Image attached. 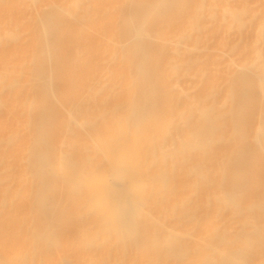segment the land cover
<instances>
[{
    "label": "bare ground",
    "instance_id": "6f19581e",
    "mask_svg": "<svg viewBox=\"0 0 264 264\" xmlns=\"http://www.w3.org/2000/svg\"><path fill=\"white\" fill-rule=\"evenodd\" d=\"M17 1L0 3L7 2L6 11L9 2ZM27 1L41 5L28 23L34 44L19 49L11 67L0 71V106L7 113L22 102L23 84L32 89L26 96L35 98L7 134L0 121V147L14 141L22 128L31 129L20 149L0 157V264H33L36 258L44 264H95L84 252L101 253L111 232L107 228L108 237L96 239L100 233L85 225L94 224L101 211L112 216L115 234L106 250L116 264H186L190 259L195 264H250L244 252L263 251L264 226L253 236L211 228L200 233L206 243L194 249L183 245L175 229L185 224L199 231L208 228L200 227L192 211L200 202L223 212L241 208L253 219H264V192H249L256 190L247 185L252 174L264 184L262 105V128L248 140L254 84L264 98V53L257 49L242 69L231 73L229 97L220 98L213 84L197 93L186 90L180 80L195 75L192 53L199 49L202 17L218 18L216 33L240 32L257 22L254 44H264V19L255 21L257 15L245 1L160 0L153 8L138 0H119L116 6L110 0ZM106 14V21L99 20ZM90 17L98 19L92 26L107 34L105 44L83 28ZM2 37L16 41L5 19L0 22ZM80 48L119 66L112 83L130 87L125 109L114 113L116 105L105 99L103 85L92 81L96 61L68 56L69 50ZM11 72L15 77L9 80ZM171 76L180 85L178 91L166 80ZM5 92L6 101L1 97ZM221 102L228 105L223 112L218 111ZM91 147L99 155L93 162L88 158ZM211 149H220L216 161L207 158ZM137 158L140 168L134 163ZM147 191H155L153 200ZM64 206L84 215L85 221L64 216ZM170 220L174 224L166 226ZM63 225L82 231L66 241L60 236ZM246 240L249 245L241 246ZM10 248L14 251L8 252ZM104 262L102 258L99 264Z\"/></svg>",
    "mask_w": 264,
    "mask_h": 264
},
{
    "label": "rangeland",
    "instance_id": "374dc122",
    "mask_svg": "<svg viewBox=\"0 0 264 264\" xmlns=\"http://www.w3.org/2000/svg\"><path fill=\"white\" fill-rule=\"evenodd\" d=\"M138 1H143L147 3L149 7L152 8L155 7L160 2V0H138ZM240 1H245L247 3L250 13L251 12L256 13L257 16L255 18V21L261 18L264 19V0H230V2L232 3L240 2ZM6 3L4 4L0 3V11H1L0 22L1 19L6 20L7 27L12 30L14 37H16V41L15 42L8 41L5 40L3 37L1 38L0 71L3 69L4 66L11 67L12 64L11 62L17 56L15 54H17L19 49L33 46L34 38L33 36L30 35L31 30L29 28L28 23H31V19L34 18L36 11L39 10L38 6H41V5L33 6L27 0H19L14 3L9 2L8 5L10 9L5 11ZM109 3L111 6H116L119 3V0H110ZM43 7H45V5ZM182 7L184 8V6ZM18 8L21 10L20 14ZM109 16H110L109 14L102 15L99 18V20L106 21L109 18ZM201 19L202 20L200 22L202 24V28L197 33L198 34L197 39L200 42L199 49L194 51V53H192V56L193 58H195V60L192 62L191 68L193 70V73H195V75L190 76L188 78H181L180 84L186 90L190 88L193 89L192 91L195 93H197L202 88H205L209 84L210 85L213 84L217 86V89L219 90L220 98L229 97L230 94L232 93V90L230 89L231 73L233 71H236L237 69H242L247 58L252 57L257 49H259L262 53H264L263 43L257 42L256 44H254L255 40H257V34H258L257 22H255L251 27L246 26L240 32H235V31L227 32L223 29L222 30L223 32L216 33V25L219 22L217 20L218 18L211 20L206 17H202ZM97 20L98 19L90 17L83 23V28L90 30V34L92 35L93 38L97 40V43L101 42V45H103L106 43L108 36L107 34L104 33V30L99 31L92 26ZM157 25L158 27H161L160 24ZM164 25L166 26V23H164ZM203 26H205L206 29H203ZM194 34L187 38L188 44H190L194 40ZM84 47H87V45H84L81 48ZM187 47L191 48L189 46ZM81 48L78 51L69 50L67 52L68 56L70 58H74L77 55H81L82 57H88L96 61L99 64V67H96L93 70L92 73L95 74V76H93L92 81L98 82V85H103L104 90L102 93L105 99L112 105H116V108L114 109V113L116 111L118 112L121 108L125 109L126 98L131 93V91H130V87H121L119 85L113 84L114 80H116L119 75V66L116 63H110L107 59L104 58L102 59V61L100 59L97 60L95 58H92L93 55L92 53L89 52V49L85 48L82 50ZM27 51L28 50H26L25 52ZM261 57L264 58L263 55H261ZM263 58L262 59L260 58L259 60L256 61L259 62L263 60ZM26 60L27 57H25V60H23L24 63L23 68L26 67L27 64ZM14 74H15L14 72H11L7 78H9V80L12 79L13 77H15ZM169 79L171 82V88L178 91L180 85L178 86L176 84L175 78L172 76L171 78L166 77V80ZM111 85H114V87H111ZM258 87H259L258 83L254 84L252 87L256 99L254 101L255 112L251 117L250 125H249L250 126V130L248 133L249 141H253L254 139L253 135L258 133L262 128L260 105L264 106V98H261V94H260L261 92L258 89ZM21 91L22 92L20 95V101L22 102L17 105L13 113L10 114L7 113L6 106L5 107L3 105L0 106V121L2 123L4 134H7L10 130L14 129L17 126L18 119H21L22 114L28 111V107L30 106L28 105V103L35 100V98L26 96V93L32 91L29 85L23 84ZM7 94H8L7 92L1 94L2 99H4L5 101L9 97V95ZM227 106L228 105L226 103L223 104L221 102L220 104H218V111L223 112V110H225ZM79 129L82 134L87 135V130H84V128H80V127ZM30 133H31L30 128L29 129L27 127L22 128V131L19 132V134L17 135L14 141L8 143L7 145H4L3 147H0V157L7 155L6 153L9 149L12 148L20 149L22 145L21 143L28 139ZM99 138L100 136L98 138H95V140H98ZM90 139L91 138L88 139V142L90 141V143L93 144L94 140H90ZM91 144H89V146H92ZM98 144H101L100 141L98 142ZM75 151L76 148H72V152L75 153ZM88 151L91 152V155H89L88 157L89 161L90 162L95 161L99 155L94 153L92 147ZM219 156H220V149L218 150L211 149V151L207 155V158L211 161H216ZM134 163H136L137 166L140 168L142 164V160L140 158H137V160ZM247 185L250 186L252 189L256 190L249 192H252L254 194L257 193L259 194L264 192L262 191L264 190V184H259V176L256 174L255 175L252 174L247 178ZM0 192L2 193L4 191H0ZM6 192L8 194H11L14 191H6ZM154 193L155 191H147L149 200L154 199L153 197ZM14 202L17 203V196L15 200H13V204ZM200 204H201L200 207L197 205L196 209L192 211L199 218L200 227L202 226L208 228L204 229V231H199L198 226H192V224H185L186 227L181 226L180 229H175L176 230L175 232H177L176 235L181 238L183 245L190 249L199 248L203 246L206 243L204 240L205 235L204 234L200 235V233L207 232L211 228L215 230L217 233L226 232V235H232L233 233L240 230L243 234L253 236L256 234L257 230H260V227L264 226V219H258V216L256 219H253V216L251 214H249L247 211H244L241 208H238L237 211L235 212L231 211L232 209L225 210L223 212L220 209H217L216 205L209 206L203 204L202 202H200ZM187 207L189 208L192 206L188 205ZM63 210H64L63 211L64 216H68L72 214L75 215L76 217H79L81 220L85 221L86 219L84 215H80L77 212L76 214H74L75 211L72 208L68 209L64 206ZM152 211L154 212V214L157 213L156 209H152ZM174 222L175 221L170 220L168 221V224H166V226L173 225ZM85 226L87 227L86 230H90V232L100 233L98 234L96 239L103 238L105 235H107L105 234L107 228L111 232L110 233L111 238L108 237L107 235L108 240H105V243L101 248V253H99L101 255L93 251H90L88 249L85 250L86 252L84 253L86 254L87 260L89 259L91 262L95 264L96 263L99 264L102 258H104L105 259L104 264H109V263L116 264L117 263L116 258L112 254L111 255L108 254V251L106 250L109 241H111L114 238V234H115V231L113 229L111 214L104 213L101 211L98 220L94 224L86 223ZM60 231L63 233L62 235H60L61 239L63 238L66 241H72L78 237L82 229H80L79 231V228H72L69 225H63ZM181 231L183 233H180ZM249 242H250L249 240H246V243H244L241 246H247L249 245ZM13 251H14L13 248L8 249V252H13ZM251 254H252V259L250 260L249 255ZM244 255L248 257L249 260L248 262L250 264H261V262L264 260V247H263V251L261 250L260 252L250 253L249 250V251H245ZM163 258H168V256L167 255L163 256ZM184 263L195 264L193 259H190L189 261L185 260ZM33 264H44V263L40 261L39 258H36ZM119 264H129V263L126 260V262ZM136 264L139 263L137 262Z\"/></svg>",
    "mask_w": 264,
    "mask_h": 264
}]
</instances>
